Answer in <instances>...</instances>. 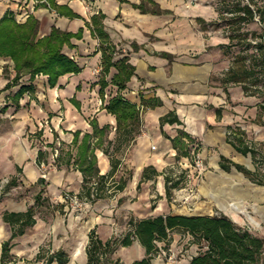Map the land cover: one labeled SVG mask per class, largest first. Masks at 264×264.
<instances>
[{"label": "crops", "instance_id": "obj_1", "mask_svg": "<svg viewBox=\"0 0 264 264\" xmlns=\"http://www.w3.org/2000/svg\"><path fill=\"white\" fill-rule=\"evenodd\" d=\"M56 2L67 6L82 19L59 16L48 8L40 7L38 0H0V19L7 12H12L19 23H25L30 16H34L40 21V37L48 35L54 26L74 34L83 29L81 39H72L74 47L64 48L65 53L82 68V72L62 76L55 87L49 85L47 76L38 75L32 80L30 74H24L14 86L6 89L17 72L12 59L0 57V116L6 119L10 126L7 131L0 133V172L4 175H14L17 181L26 187H32L35 192V198L31 199L34 201L33 205L28 206L26 200L24 203L11 201L8 206L3 207V214L27 211L34 206L39 194L45 202L44 206L53 209L56 205H65L62 202L66 196L79 195L84 184L82 173L73 165L57 168L56 158L61 151L69 149L74 140V132L93 133L89 122L94 118L101 128L111 127L108 139L116 142L117 118L110 114L105 106L119 93L140 109V134L129 144H123L118 155L121 164L114 180L118 181L132 174L124 191L116 192L96 203L84 202L82 209L78 212L72 211L68 217L61 216L59 209L49 221L35 216V225L14 240L11 251L15 258H19L18 261L26 253H30L34 259L23 258V261L17 264H43L42 261L36 260L43 247L51 252L64 250L69 255L67 264H87V246L91 231H95L105 242L116 232L119 235L126 233L131 218L147 219L170 214L210 216V210L215 205L228 212L224 208L234 190L244 194L242 198L246 201L254 198L251 193L256 190L249 191L251 188L248 184L259 188L260 186L253 185L236 169L232 170L233 175L219 170L218 178H214L213 183L202 190L205 200L197 204L195 214L186 213L167 198L166 170L180 164L182 159H189L178 158V151L171 141L179 135V130L186 132L192 140L188 144L190 155L201 142L242 164L240 159L243 155L227 143V131L229 126H233L232 120L227 118L226 122H223L222 117L221 121H217L216 110L220 108L218 105L224 102L223 97L218 95H225V99L242 103L243 111L253 104V116L258 115L259 102L252 100L255 97L245 96L237 86L229 87L225 92L220 82L215 79L222 76L230 64V58L224 54L222 48L228 44L229 39L222 29L211 25L218 19V2ZM20 6L28 10V18L19 19ZM100 13L105 16V31L117 49L113 62L127 58L128 63L135 68L126 88L119 91V88L112 84L118 69L112 67L106 79L109 85L103 96L100 83L103 69L100 41L92 36L91 30L86 26L92 16ZM30 84L34 86L35 92L24 94L17 106L13 100L14 96L22 85ZM156 101H160L161 105L144 108L146 102L154 104ZM2 106L7 107L6 111H1V108H4ZM171 112L175 113L182 124L166 123L162 128L161 118ZM183 140L188 143L186 138ZM199 150L200 148L198 152ZM40 151L46 154L41 167L37 164ZM56 151L58 155L55 154ZM74 152L76 153V150ZM96 156L101 175L109 174L112 170L110 158L101 149L96 151ZM219 161L218 159L215 163L216 169H220ZM250 166L252 167V164H247L248 168ZM146 168H149V178L142 181ZM153 169L159 174L153 175ZM128 171L130 173L127 174ZM229 176L239 180L240 187L230 185L228 180L232 178ZM42 179L43 183L40 182ZM44 206L38 207L37 213ZM3 214L0 215V259L2 243L8 240L12 233L10 225L3 221ZM260 217L264 219V215L260 214ZM29 232L32 235H28ZM60 235H64L65 240L61 239ZM202 245L194 241L189 242L184 239L183 233L176 232L172 235L170 249L180 255L179 264H191V259L200 252ZM115 257L120 258L123 264H132L144 259L146 251L139 241H134L130 247L119 248ZM161 262V259L153 260V264Z\"/></svg>", "mask_w": 264, "mask_h": 264}, {"label": "trees", "instance_id": "obj_2", "mask_svg": "<svg viewBox=\"0 0 264 264\" xmlns=\"http://www.w3.org/2000/svg\"><path fill=\"white\" fill-rule=\"evenodd\" d=\"M39 6L56 12L59 16L79 18L67 6L59 5L56 0H38ZM221 0L218 9V19L211 25L222 29L229 39L228 44L222 46L224 54L230 58L228 70L220 77L215 78L221 87L227 92L229 87L237 86L242 89L245 96L255 97L259 100L257 104L258 115L255 123L264 126V1L258 0ZM105 16L100 13L91 17L86 26L91 30L92 36L99 39L100 51L102 52V78L101 95L109 83L107 75L112 67L118 69V74L113 78L112 84L122 91L134 75L135 68L123 58L117 63L113 62L117 51L110 40L104 26ZM254 22L260 25V30L251 31L248 26ZM40 21L30 16L25 23H19L12 12H7L0 19V57L10 58L14 62L17 75L14 80L6 86V89L14 86L22 75L30 74L34 80L38 75L48 77L49 85L55 87L58 80L68 74H79L82 68L77 62L69 57L64 48H73L72 39H81L83 29L78 33L63 31L53 27L51 32L39 36ZM34 86L22 85L13 100L18 106L20 99L26 93L33 94ZM2 91H0L1 95ZM75 101V100H74ZM74 103L77 104L75 101ZM144 108L160 106L161 102L154 104L146 102ZM7 107L1 108L6 111ZM105 109L117 118L116 142L110 141L108 136L111 132L110 126L101 128L94 118L89 124L93 133L76 131L73 133L74 140L67 151H61L56 158V167H73L80 171L84 177L83 189L78 198L83 202L96 203L98 200L111 197L116 192H122L132 178V174L114 180L119 169L121 160L118 157L123 144H129L140 134V109L124 99L119 93L105 106ZM217 121H221L223 108L216 110ZM161 126L166 123H182L174 112L161 118ZM186 138L188 143L183 139ZM174 148L178 151V158L189 157L188 144L192 142L190 136L183 130L179 135L171 139ZM227 143L243 156H251L255 170L234 163L225 157H221L220 168L230 172L234 167L236 170L252 183L264 186V148H258V144L250 142L246 138V132L241 127L229 126L227 131ZM260 146H264L262 143ZM113 148V149H112ZM101 149L109 158L112 170L109 174L101 175L98 167L96 151ZM76 150V153L74 152ZM46 154L38 153L37 164L41 167L45 161ZM18 171L20 169L18 168ZM149 168L143 172L142 181L149 178ZM153 175L159 173L153 169ZM166 190L168 201L172 202V191L180 187L181 182L165 173ZM43 183V179L40 180ZM17 178H13L8 189L17 186ZM141 189L140 184L138 190ZM121 203L122 200H119ZM45 202L39 194L34 206L25 212H5L3 221L10 225L12 233L8 240L2 243L0 264H15L16 259L11 251L14 240L23 236L27 229L36 223L35 216L37 208L44 206ZM62 211L64 205L55 206ZM128 231L119 236H113L108 241H102L95 231H91L89 244L87 246V264H123L115 254L121 247H130L134 241H139L146 251V257L132 264H153L158 256V243L165 244L170 248L172 235L176 232L189 233L194 237V242L208 244V250L199 252L191 259V264H264V239L253 235L248 229L237 225L228 216H186V215H162L147 219L131 218L128 221ZM43 264H67L69 255L64 250L51 252L45 247L41 248L36 257ZM31 264V263H29Z\"/></svg>", "mask_w": 264, "mask_h": 264}, {"label": "rangeland", "instance_id": "obj_3", "mask_svg": "<svg viewBox=\"0 0 264 264\" xmlns=\"http://www.w3.org/2000/svg\"><path fill=\"white\" fill-rule=\"evenodd\" d=\"M221 0H215V2H218V6L220 4ZM264 0H258V2L262 3ZM245 3H247V0H244ZM248 29L251 31L254 30H260V25L257 24V22H254L248 26ZM218 92L221 93L220 90ZM220 95V94H219ZM218 97H223L222 104H219L218 106L221 108V106H226V108H223L224 112L222 113L223 122L229 118V120H232V125L235 127H241L246 132V138L250 142L257 143L260 149L261 147L264 148V146H260L262 143L264 144V126H260L256 124L254 121L257 118V116H253L252 109L255 107L253 104L248 105V108L243 111L242 103L238 101H231L230 99H225V95H220ZM2 101L3 100V97ZM253 102H259L257 98L252 99ZM4 107V106H2ZM225 118V120H224ZM264 119V118H263ZM7 120H10V118H7ZM10 128L8 125V122H6V119H3L0 116V133L7 131ZM209 129H212V127H209ZM200 148L199 152L198 149ZM219 150V149H218ZM225 157L226 159L237 163L233 161L231 157H227L224 154L220 153V151H215L214 148H209L205 144L199 143V146L196 147V151L192 153L189 156V159H182L180 164H177L174 166V168H168L166 170V173L173 177L175 180H179L181 182L180 187L178 189H175L172 191V202L177 205L178 208L181 210H184L186 213L189 214H195L196 208L198 203L204 202V198L202 196V190L208 186V184L213 183L214 178H218L220 169H216L215 163L219 159L221 161V157ZM220 157V158H219ZM251 156H242L241 163H237L240 165H243L247 167V164H252V167L250 166L248 169L254 171L255 167L253 163L251 162ZM219 161V165H220ZM249 162V163H248ZM236 168H232L230 172H227L230 175L232 174V170ZM226 172V171H225ZM130 173V171L127 172V174ZM240 173V172H239ZM242 174V173H240ZM244 176V174H242ZM2 177H9L11 180L14 177V175L11 174H3L0 172V178ZM232 179L228 180L230 185L234 187H240L241 182L232 176H229ZM245 177V176H244ZM246 178V177H245ZM248 181H250L248 178H246ZM251 182V181H250ZM252 183V182H251ZM243 184V183H242ZM253 185H256L252 183ZM243 186H245L243 184ZM258 186V185H256ZM246 187V186H245ZM261 189L258 193V198H252L245 200V208L247 210V214H239L236 216L235 213H228L225 212L217 207L215 205L213 209L210 211V216L214 215H221L224 214L231 218L237 225L248 229L253 235L261 237L264 239V219H261L260 214L264 215V186H260ZM32 187H26L24 184L18 181L17 186H13L11 189H8L6 191L5 196L0 200V215L3 214V207L8 206V202H23L26 200V203L28 206L33 205L34 201H31V199L35 198V192ZM263 194V195H262ZM67 197V196H66ZM260 198V199H259ZM206 202V201H205ZM208 202V201H207ZM64 208L62 211H60L61 216L68 217L67 215L70 214L72 211L78 212L80 209L83 208L84 202L80 200L79 205L73 204L70 199L64 198L63 202ZM259 208V209H256ZM258 210V211H257ZM55 211L57 209H53L52 207L49 208L44 206L41 209H39L38 213L36 214V217H41L47 221L49 219H53L55 216ZM260 213V214H259ZM10 230H8L9 232ZM2 231L0 230V233ZM119 234V233H118ZM28 235H32V233L29 232ZM2 236V235H1ZM60 238L65 240L64 235H60ZM23 237L20 239L22 240ZM20 261H17L15 264L22 262L23 258L25 260H33L34 258L30 253H26L24 256L20 257ZM180 255L176 254L173 260H170L168 256H157L154 260L161 259L165 264H179L180 262ZM16 259H19L18 257ZM161 262L160 264H163ZM37 264V263H35Z\"/></svg>", "mask_w": 264, "mask_h": 264}, {"label": "built area", "instance_id": "obj_4", "mask_svg": "<svg viewBox=\"0 0 264 264\" xmlns=\"http://www.w3.org/2000/svg\"><path fill=\"white\" fill-rule=\"evenodd\" d=\"M20 7H19L20 8V12H19V15H18L19 19L28 18L29 17L28 10L24 6H20ZM154 148L155 147H153V149ZM55 154L58 155V151H56ZM10 183H11V179L9 177L0 178V200L5 196L6 191L8 190V187H9ZM66 198L70 199L71 202H73V204H75V205H79L80 204V199L76 195L75 196H67ZM114 236H119L118 232H116ZM184 239L188 240L189 242L194 241V237L192 235H190L189 233L184 234ZM202 244L203 245L201 246L200 252L208 250V244L205 241H203ZM158 247H159L158 256H164V257L168 256L170 260H173L174 257L176 256V254L170 248L166 249L164 243L159 242L158 243Z\"/></svg>", "mask_w": 264, "mask_h": 264}, {"label": "bare ground", "instance_id": "obj_5", "mask_svg": "<svg viewBox=\"0 0 264 264\" xmlns=\"http://www.w3.org/2000/svg\"><path fill=\"white\" fill-rule=\"evenodd\" d=\"M249 188H251V192H253V190H256L255 193H251L253 195V197L258 198V190L260 189L259 187H255V186H251L250 184H248ZM253 189V190H252ZM208 195V189H207V193ZM242 196H244V194H240L239 192H236L235 190L232 191L229 195V198L227 199L226 202V206H225V210L230 212V213H235L236 216L239 214H247V210H246V206H245V201L242 200Z\"/></svg>", "mask_w": 264, "mask_h": 264}]
</instances>
